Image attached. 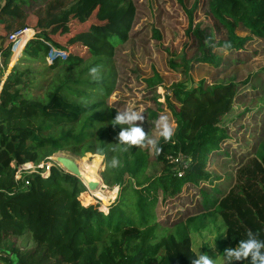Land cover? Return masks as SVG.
Returning <instances> with one entry per match:
<instances>
[{
	"label": "trees",
	"instance_id": "trees-1",
	"mask_svg": "<svg viewBox=\"0 0 264 264\" xmlns=\"http://www.w3.org/2000/svg\"><path fill=\"white\" fill-rule=\"evenodd\" d=\"M207 1L224 37L215 41L208 28L193 25L196 5L185 11L186 33L197 41V53L190 61H170L183 80L164 95L174 135L168 141L156 138L157 153L146 144L123 150L117 143L120 126L113 125L119 106L108 102L115 86L114 52L129 39L134 17L131 0H78L70 9L74 23L65 14L42 30L36 25L40 19L34 26L26 22L23 9L29 0H1L0 84L9 59L15 63L22 54V61L13 65L0 89V264H191L196 253L190 234L215 225L216 218L228 229L217 238L221 253L249 230L264 240V132L254 157L237 168L232 187L226 189L207 170L229 137L222 120L252 75L241 82L186 84L196 63L220 69L224 61L217 50L242 51L254 39L264 42V0ZM69 26L78 30L66 37ZM23 30L13 46L10 35ZM52 50L55 55L46 67L53 75L40 88L41 95L32 94L31 65L46 64ZM143 83L153 88L161 78L154 72ZM156 96L153 102L161 105ZM144 112L147 120L157 121V111ZM58 151L80 156L98 172L96 161L104 157V182L118 187L107 209L94 205L80 180L57 166L49 176L23 173L15 180L18 167L39 164ZM186 186L196 189L192 211L175 221L158 220L159 202L173 201ZM81 193L86 204L78 199ZM5 234H29L35 245L31 250L14 243L5 247Z\"/></svg>",
	"mask_w": 264,
	"mask_h": 264
},
{
	"label": "rangeland",
	"instance_id": "rangeland-1",
	"mask_svg": "<svg viewBox=\"0 0 264 264\" xmlns=\"http://www.w3.org/2000/svg\"><path fill=\"white\" fill-rule=\"evenodd\" d=\"M77 1L29 0L28 5L23 9V15H26V22L32 23L33 26L40 19V22L36 25H39L37 27L41 30L46 24L57 17H63L65 14L66 18H68L67 20L74 23V18H72L74 16L70 9L76 6ZM131 1L135 12L129 31V39L125 43L116 46L113 57L115 86L112 94L108 97V102L118 105L120 112L132 108L137 112L143 113L142 115L146 119L144 118L142 122L138 123L142 125L146 140H156L159 136L157 123L161 117L166 118L173 128L175 126L171 115L165 107L164 95L173 84L182 81L183 78L178 71L171 67L170 61L180 62L183 57L190 61L197 53V41L191 34L186 33L188 18L185 11H190L196 5L193 10V25L200 28H208L212 32L215 41L223 38L224 32L221 28L218 29L215 26L214 20L209 15L207 0H182V4L177 0ZM17 27H19V24H17ZM71 28L69 26V33L66 37L75 34L78 30L76 26H71ZM32 31L34 33L33 29ZM154 31H157L160 35L159 38L155 37ZM239 33L240 35L243 34ZM54 53L55 51L52 50L50 53L52 55L46 59V64L33 63L31 65V69L35 71L33 85L37 87H33L32 94L41 95L42 90L40 88L45 87L47 81L53 75V71L46 66L51 63ZM217 53L221 55L224 61L220 69L196 63L190 71L189 79L186 81L187 85L191 86L199 81L211 84L228 79L241 82L252 75L240 92L236 94L231 111L222 120L223 126L227 128L229 137L221 144V151L217 153L220 156H214L208 161L207 170L212 176H218L223 182L221 184L227 189L228 186L230 188L236 182L235 172L237 168L245 163L246 160L254 157L257 144L264 132V42L254 39L252 42L247 43V46L242 51L226 52L217 50ZM58 55L65 57L67 54L59 51ZM20 61H22V54H20L15 63L10 62L9 65H15ZM12 67L9 68L7 66L4 70V77L10 72ZM154 72L160 76L161 83L153 88H148L143 83V79L152 77ZM250 87H253L251 91ZM156 94V101L161 105L153 102V97ZM145 109L157 111V121L147 120ZM145 144L151 147L147 143ZM57 153H61L72 159L76 164L79 163L83 168L91 170L100 185H103L102 187L99 186V191L104 192V194L107 191L115 192L114 198L111 196L100 198L87 189L83 192L84 194H89L95 200L91 202L94 205H99V209L103 210V207L107 209L116 199L118 187L108 186L104 182L103 172L105 164L103 156L96 161L100 166L99 172L95 168L88 169L80 156L69 151L53 153L45 157L39 164L30 163L28 165L29 172H38L42 178L45 175L49 176L51 167L57 166L54 161ZM225 157L228 158L227 161L222 160ZM80 182L83 184L81 180ZM223 186H221L222 189ZM195 190L192 186H186L181 196H177L173 201L159 202L155 209L157 219L175 221L176 218H182L186 212L192 211L196 202V198L192 197ZM83 193L79 194L78 199L82 204H86L81 196ZM220 222V218H216L215 225L208 224L200 232L190 234L192 249L196 255H198L197 249L202 246L199 251L207 253L214 258L215 264H223V253L217 248L218 240H216L215 248L209 249L210 245L205 242V237L215 236L217 239L219 235H223ZM220 239L224 240L223 238ZM11 243L26 250H31L35 245L29 234H24L21 237L5 234L3 246L9 247ZM227 248H230V246Z\"/></svg>",
	"mask_w": 264,
	"mask_h": 264
},
{
	"label": "clouds",
	"instance_id": "clouds-1",
	"mask_svg": "<svg viewBox=\"0 0 264 264\" xmlns=\"http://www.w3.org/2000/svg\"><path fill=\"white\" fill-rule=\"evenodd\" d=\"M90 71L96 73L97 69L93 68ZM142 114L143 113L137 112L132 108H128L115 115V124L113 125L120 126V131L117 135V143H119L125 151L130 150L132 146H143L147 143L151 146L153 151L158 153L160 151L159 141L146 140V134L142 125L138 123L142 122L144 119ZM157 128L159 130V136L165 141L170 140L174 135V128L164 117H161L158 121ZM111 163L113 167H116L118 161L113 159ZM221 231L225 234L228 231L227 226H222ZM216 240L215 236L205 237V242L210 245L208 247L209 249L215 248ZM201 247L197 249L198 255L191 259V264H215L214 258L207 253H201L199 251ZM248 257H250V260L246 259ZM222 260L223 264H232L233 261H243L244 264L245 261H247V264H264V240L258 239L257 234L249 230L246 233V238L239 240L235 247L224 249Z\"/></svg>",
	"mask_w": 264,
	"mask_h": 264
},
{
	"label": "water",
	"instance_id": "water-1",
	"mask_svg": "<svg viewBox=\"0 0 264 264\" xmlns=\"http://www.w3.org/2000/svg\"><path fill=\"white\" fill-rule=\"evenodd\" d=\"M54 161L56 165L59 166L64 172L71 174L75 176L76 178L80 179L79 169L72 159H70L67 156L62 155L61 153H57L55 155ZM83 185L88 191H95L100 186V184L97 181H90L86 185L83 183ZM12 264H18V263L13 262Z\"/></svg>",
	"mask_w": 264,
	"mask_h": 264
},
{
	"label": "bare ground",
	"instance_id": "bare-ground-1",
	"mask_svg": "<svg viewBox=\"0 0 264 264\" xmlns=\"http://www.w3.org/2000/svg\"><path fill=\"white\" fill-rule=\"evenodd\" d=\"M76 164V163H75ZM78 164V165H77ZM76 165H77V167H78V169H79V172H80V180L86 185L88 182H90V181H97L98 182V180H97V178H96V176L92 173V171L91 170H87V169H85V168H83L79 163H77ZM99 183V182H98ZM100 184V183H99ZM101 187L103 186V185H100ZM99 188V187H98ZM90 192H92L93 194H95V195H98L100 198H102V197H105V196H111L112 198H114V196H115V192L113 191V192H109V191H107L105 194H104V192H101V191H99V189H97V190H95V191H90ZM114 194V195H113Z\"/></svg>",
	"mask_w": 264,
	"mask_h": 264
},
{
	"label": "built area",
	"instance_id": "built-area-1",
	"mask_svg": "<svg viewBox=\"0 0 264 264\" xmlns=\"http://www.w3.org/2000/svg\"><path fill=\"white\" fill-rule=\"evenodd\" d=\"M0 2H1V0H0ZM23 31H25V30H23ZM23 31L12 33V34L10 35V37H9V40L12 41L13 44L16 43V42H17V39H19L20 36L22 35V33H24ZM33 35H34V33H33ZM33 35H32V36H33ZM57 53L59 54V52H57ZM32 164H33V163H32ZM28 165H30V163L23 164L22 166H20V167L17 168L16 173H15V176H14L15 180H19L20 177H21V175H22L23 173H32V172H29V166H28ZM43 176H44V175H43ZM45 176H46V175H45ZM45 176H44V177H45Z\"/></svg>",
	"mask_w": 264,
	"mask_h": 264
},
{
	"label": "crops",
	"instance_id": "crops-1",
	"mask_svg": "<svg viewBox=\"0 0 264 264\" xmlns=\"http://www.w3.org/2000/svg\"><path fill=\"white\" fill-rule=\"evenodd\" d=\"M9 63H10V60H9ZM8 66H9V64H8ZM12 66H13V65H12ZM12 66H11V67H12ZM4 75H5V74H4ZM6 75H7V74H6ZM4 78H5V77H4ZM4 78H3V80H4ZM3 80H2V82H3ZM2 82H1V83H2ZM0 85H1V84H0Z\"/></svg>",
	"mask_w": 264,
	"mask_h": 264
}]
</instances>
